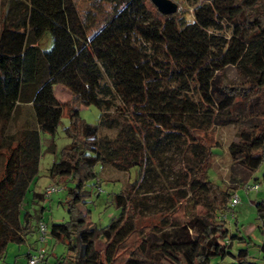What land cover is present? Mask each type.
Returning <instances> with one entry per match:
<instances>
[{
  "label": "trees",
  "instance_id": "obj_1",
  "mask_svg": "<svg viewBox=\"0 0 264 264\" xmlns=\"http://www.w3.org/2000/svg\"><path fill=\"white\" fill-rule=\"evenodd\" d=\"M182 1L191 19L187 8L163 14L150 0H92L82 12L75 0L4 1L0 256L7 242L37 232L42 207L31 204L44 195L26 193L38 172L39 134L53 135L62 114L53 83L69 90L71 140L47 175L64 184L69 218L48 225L65 252L53 261L46 253L41 264H211L232 254L218 218L228 191L208 176L215 143L204 134L239 118L248 123L228 145L241 171L233 181L243 186L264 151V9L261 0ZM227 65L237 68V80L227 77ZM80 104L99 109L96 123L79 119ZM100 127L115 133L99 135ZM104 162L136 167V177L112 197L118 215L98 227L79 204L84 181L96 180L93 166ZM254 204L264 227V198ZM147 214L155 222L137 230ZM258 250L261 262L239 248L235 264H264V239Z\"/></svg>",
  "mask_w": 264,
  "mask_h": 264
},
{
  "label": "rangeland",
  "instance_id": "obj_2",
  "mask_svg": "<svg viewBox=\"0 0 264 264\" xmlns=\"http://www.w3.org/2000/svg\"><path fill=\"white\" fill-rule=\"evenodd\" d=\"M7 0H0V14L5 9V2ZM79 11H84L91 6L92 0H75ZM177 3V11H184L185 17L191 19V7L182 0H173ZM261 6L264 9V0H261ZM221 32L228 34V28L222 27ZM225 73L227 77L237 80V68L233 65L225 66ZM53 93L55 97L62 104V114L60 121L56 127L53 135L41 131L40 139V154L38 162V172L34 180L30 183V190L27 191L26 196L31 194V190L41 191L45 186L55 183L47 175V169L53 160L58 159L61 154L62 147L68 143L71 138L65 133V126L69 124V114L67 109V99L69 98V90L58 83H53ZM99 115V109L94 104H80L78 106V117L81 120L90 123H96ZM248 123L239 118L238 121L225 125H213L212 128L206 131L204 136L206 139L210 138L211 143H215L212 147V155L209 159L208 176L213 181L217 182L222 189L228 191V201L231 193H236L239 202L233 207L225 208L223 211H218V215L225 214L223 219L228 234L226 241L230 242L229 251L222 256L212 258L211 264H235L233 254L239 248L247 249V259L261 262V253L258 250V245L264 239V227H260V221L257 216L255 201L264 198V180L262 174L264 173V151L263 158L258 167L252 171L250 178L246 183H258V188L254 190H246L242 186L243 183L233 181V177L241 176V171L238 165L235 164L229 155L228 145L231 141L237 140V129L240 126H245ZM114 129L100 127L99 135L113 136ZM1 168V161H0ZM96 172V180L87 179L82 185V190L86 192L83 201L80 202L81 210L87 211L88 220L92 226H103L107 224L112 218L118 215V209L113 202V195L120 190H123L127 183L131 182L136 177V167L129 170H121L112 166L108 162L96 163L93 166ZM96 182V184H94ZM58 186L61 187L58 191L52 192L44 199L34 202L31 207L40 212V219L49 225L51 222L65 221L69 218L67 212V193L64 184L57 181ZM72 181L68 180L66 185H72ZM99 184L101 189L97 190L96 185ZM234 186L236 188L234 189ZM232 213V214H231ZM156 220V215L147 214L140 219V225L137 230L144 229L143 226L150 225ZM27 239L32 244V248L44 246L46 251L50 250V260L53 261L55 256H59L65 252L64 243L60 240L48 238L40 243L36 237L32 235L27 236ZM133 238L127 243V249L132 245ZM97 247H103V241L96 242ZM27 251V242L9 241L5 246L4 253L0 256V264H28L25 255ZM40 264V263H36Z\"/></svg>",
  "mask_w": 264,
  "mask_h": 264
},
{
  "label": "built area",
  "instance_id": "obj_3",
  "mask_svg": "<svg viewBox=\"0 0 264 264\" xmlns=\"http://www.w3.org/2000/svg\"><path fill=\"white\" fill-rule=\"evenodd\" d=\"M244 189L246 190H254L258 188V183L254 182L252 184L245 183L243 185ZM97 190H100L101 187L99 184L96 185ZM61 189L60 186L57 184H49L45 186L41 192L43 193L44 197L49 196L52 192L58 191ZM239 202V198L236 193H231L228 204L229 207L233 208ZM232 214V213H231ZM221 218L225 216V214L219 215ZM36 229H37V241L42 243L49 238V228L48 225L43 222L41 219L36 221ZM46 255V249L44 246H38L35 248H28V256L27 262L28 264H36V263H43V259Z\"/></svg>",
  "mask_w": 264,
  "mask_h": 264
},
{
  "label": "water",
  "instance_id": "obj_4",
  "mask_svg": "<svg viewBox=\"0 0 264 264\" xmlns=\"http://www.w3.org/2000/svg\"><path fill=\"white\" fill-rule=\"evenodd\" d=\"M156 9L163 14L177 11V3L173 0H150Z\"/></svg>",
  "mask_w": 264,
  "mask_h": 264
},
{
  "label": "crops",
  "instance_id": "obj_5",
  "mask_svg": "<svg viewBox=\"0 0 264 264\" xmlns=\"http://www.w3.org/2000/svg\"><path fill=\"white\" fill-rule=\"evenodd\" d=\"M32 234H33L34 237L37 236V232H36V231H35L34 233H32ZM28 236H29V235H28ZM25 242H27V248H32V247H31L32 244H31L30 241L27 239V237H26ZM46 253L48 254L47 260L50 261V253H51L50 250L47 249V252H46Z\"/></svg>",
  "mask_w": 264,
  "mask_h": 264
}]
</instances>
